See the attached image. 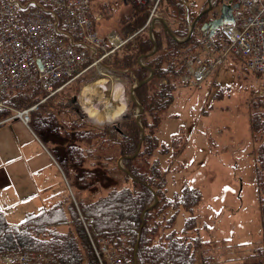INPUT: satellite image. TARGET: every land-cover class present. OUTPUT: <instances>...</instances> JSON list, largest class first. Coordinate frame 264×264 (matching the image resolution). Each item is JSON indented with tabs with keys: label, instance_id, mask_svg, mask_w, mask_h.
<instances>
[{
	"label": "rangeland",
	"instance_id": "rangeland-1",
	"mask_svg": "<svg viewBox=\"0 0 264 264\" xmlns=\"http://www.w3.org/2000/svg\"><path fill=\"white\" fill-rule=\"evenodd\" d=\"M186 2V13L181 18L178 17L180 9L173 0H161L154 16L166 18L173 30L185 33L188 21L209 6V0ZM223 3L224 0H216L214 10L220 11ZM92 7L102 35L117 31L124 37H132L129 41L133 43L148 38L151 4L141 7L125 0H93ZM207 15L212 18V12ZM140 18L144 19L143 25L129 32L130 26ZM198 39L202 36L196 32L193 43L201 49ZM162 42L167 43L166 39ZM217 46L221 48L223 42L218 41ZM125 51L114 59H122ZM163 53L170 54L162 64V69L170 73L155 80L149 90L161 91L170 83L176 89L172 105L163 113L157 129H150V132L156 134L159 148L164 149L157 151L156 158L166 172L167 196L172 199L175 194L180 195L186 186L200 192L201 201L193 214L199 224V234L206 241L202 254L208 257V264H264V228L255 171L259 152L264 151V77L247 70L245 58L228 53L204 80L183 83L181 76L186 73L184 70L185 73L181 74L183 65L186 69L187 61L195 55L187 58L186 51L178 52L171 46L169 49L164 46ZM207 56L203 53L202 59L205 61ZM214 56L219 54L214 52ZM103 65L112 69L111 78L90 71L85 74L88 80L81 85L82 88L77 85L69 88L71 85L68 84L59 91L61 94L42 102L57 105L62 98L74 96L77 99L79 115L59 114L61 139L57 140L58 144H47L52 154L54 148L65 153L73 144L84 153L80 167L76 168L69 159L68 168L61 166L76 205L96 201L114 188L132 187L118 168L119 147L108 139L106 129L121 123L126 115L135 118L138 109L130 98V91L139 79L134 69H121L105 62ZM4 104L0 108L6 109L7 114L0 119V124L23 110L8 102ZM117 107H124L123 112L118 115V112L114 115L107 113ZM73 119H78L80 124H72ZM148 121L153 124L150 118ZM88 127L98 131L99 137L96 138L95 131L94 140L76 141L65 137L75 128L88 130ZM175 140L178 142H173ZM152 161L143 156L134 165L148 172ZM78 174L83 177L80 182L76 179ZM85 184L90 186L84 187ZM175 212L174 230L177 235H182L184 219L191 214L182 208L162 214L158 211L153 213L159 225L153 243L160 242L166 219ZM171 232L172 229L166 230L167 235ZM189 236L194 237L196 233Z\"/></svg>",
	"mask_w": 264,
	"mask_h": 264
},
{
	"label": "trees",
	"instance_id": "trees-1",
	"mask_svg": "<svg viewBox=\"0 0 264 264\" xmlns=\"http://www.w3.org/2000/svg\"><path fill=\"white\" fill-rule=\"evenodd\" d=\"M173 1L177 9H180L178 17L185 16L186 0ZM197 16L198 14L192 21ZM143 22L144 19H138L134 25L130 26L129 32L139 29ZM181 30L183 29L181 28ZM148 35L147 39H139L136 43L129 41L111 58L108 57L104 61L113 67L115 65L121 69H134L133 72L138 76L136 77L139 82L145 81L152 75V79L148 83L135 89V98L142 106L140 125L136 116L132 118L126 115L121 123L113 124L106 129L108 139L119 147L118 155L119 159H122V168L119 165L118 168L122 176L131 182L132 187L111 189L106 196L93 202H81L76 205L74 201H71L67 206H58L32 216L18 226L10 224L5 214L0 212V255L27 251L45 253L56 264H98L90 242L89 236H91L96 241L106 237L118 247L121 246L122 238H126L128 264H135V258L137 264H208V257L202 254L206 241L202 240L198 234L195 237L189 236L190 233L199 231L198 221L193 212L201 201V194L198 190L186 186L180 195L175 194L172 199L167 196L166 172L159 159L156 158L157 151H164V149L159 148L156 134L150 132V129H157L163 113L172 105L176 89V86L170 83L161 91L152 92V89L149 90L155 80L166 77L170 73L169 70L162 69L164 60L170 54H161V51L164 46H167L168 49L171 46L175 51H186L188 54L186 57L192 58L200 46L193 43L194 34L187 41H177L174 37H187L188 31L179 33L172 29L168 32L163 23L154 24L152 27L153 37H150L149 32ZM165 39L166 45L162 42ZM155 46L157 49L153 52ZM123 50L125 51L124 57L114 59ZM111 60H114L113 63L109 62ZM184 70L186 71L183 65L181 74L185 73ZM87 80L85 76L77 79L70 84L69 88L77 85L80 89ZM45 95L37 86H33L11 96L5 102L20 109L38 104V111L31 113L30 128L47 146L50 142L58 144L57 140L61 139V122L58 115L65 113L79 115V108L74 96L71 99H59L61 103L57 105L40 103ZM133 103L138 109L137 104L134 101ZM6 114V109L0 108V119ZM148 118L153 122L152 125ZM71 123L80 124L78 119H73ZM87 129L75 128L74 132L66 133L65 137L73 138L76 141L86 140V138L94 140V131L96 138L99 137L96 133L98 131L95 129L93 131L90 127ZM53 153L60 166L64 168H68V159L76 168L83 163L84 153L76 144L66 149L65 153L59 148H54ZM143 156L153 159L148 172H144L143 168L134 165ZM258 157L259 162L256 161L257 187L264 228V151H260ZM78 175H76V179L80 182L83 177ZM88 186L90 185L85 184L84 187ZM156 199V205L149 209ZM180 208L191 214L184 219L183 236H178L174 230L175 212L169 219H166V226L163 229L164 233L160 236H163L160 242L153 243L152 238L156 236L159 226L153 213L159 211L162 214L168 210L177 211ZM167 229H172L169 235L166 233ZM136 245L138 247L135 252Z\"/></svg>",
	"mask_w": 264,
	"mask_h": 264
},
{
	"label": "built area",
	"instance_id": "built-area-1",
	"mask_svg": "<svg viewBox=\"0 0 264 264\" xmlns=\"http://www.w3.org/2000/svg\"><path fill=\"white\" fill-rule=\"evenodd\" d=\"M126 1L141 7L152 5L148 26L161 0ZM238 3L233 23L224 24L218 33L226 44L219 48L213 39H203V52L208 56L205 61L200 55L187 61L183 82H201L228 53L245 58L248 70L264 76V0ZM91 9L92 0H0V107L7 98L33 86L46 94L42 103L90 71L112 77V69L103 63L132 37L117 31L101 35ZM36 109L37 105L31 106L15 117L28 126ZM90 240L99 264H128L125 238L119 247L105 237ZM0 264L54 262L42 254L25 252L2 255Z\"/></svg>",
	"mask_w": 264,
	"mask_h": 264
},
{
	"label": "crops",
	"instance_id": "crops-1",
	"mask_svg": "<svg viewBox=\"0 0 264 264\" xmlns=\"http://www.w3.org/2000/svg\"><path fill=\"white\" fill-rule=\"evenodd\" d=\"M73 198L62 167L33 130L18 118L1 123L0 212L8 222L18 226Z\"/></svg>",
	"mask_w": 264,
	"mask_h": 264
},
{
	"label": "water",
	"instance_id": "water-1",
	"mask_svg": "<svg viewBox=\"0 0 264 264\" xmlns=\"http://www.w3.org/2000/svg\"><path fill=\"white\" fill-rule=\"evenodd\" d=\"M225 1H228V0H225ZM238 5H235V6H231L230 4H226L224 3L222 6H221V10H220V14L219 16L217 17H212V19L208 20V21H205L203 22L202 26H201V31L203 32L204 35H208L209 38H212L215 34H216V31L224 24H227V23H231L233 22V10L235 8H237ZM212 2L211 0H209V6L208 8L203 11L201 14H199L196 19L194 20V22L190 25V30H189V34L187 36L186 39L190 38L191 35H192V32L196 26V24L201 20V18L205 15V14H208L210 11H212ZM159 20L161 21L164 26L168 29V32H170V28L169 26L167 25V23L165 22V20H163L162 18H156L152 21V23L150 24V29H149V34H150V37H153L152 36V27L154 25V23ZM173 34V33H172ZM174 37V36H173ZM177 41L179 42H184V40H179L178 38L174 37ZM156 46L154 48V51H156ZM152 79V75L146 79L145 81L143 82H137L136 85L131 89L130 91V98L132 101H134L136 104H137V107H138V113L136 115V120L137 122L139 123L140 125V115H141V112H142V106L137 102L136 98H135V89L137 87H139L140 85L142 84H146L148 83L150 80ZM142 128V127H141ZM143 131V130H142ZM121 161L122 159H119V167L122 168V165H121ZM157 203V199L155 200V202L149 207V209L153 208ZM137 247L138 245L135 246V252L137 250ZM135 264H137V260L135 258Z\"/></svg>",
	"mask_w": 264,
	"mask_h": 264
},
{
	"label": "bare ground",
	"instance_id": "bare-ground-1",
	"mask_svg": "<svg viewBox=\"0 0 264 264\" xmlns=\"http://www.w3.org/2000/svg\"><path fill=\"white\" fill-rule=\"evenodd\" d=\"M89 90H90V88H89ZM94 93V92H93ZM85 95V94H84ZM105 100V99H104ZM123 109H124V107H117V108H112V110L109 112H107V113H109V114H112V115H114L115 113H117L116 115H118V114H120L121 112H123Z\"/></svg>",
	"mask_w": 264,
	"mask_h": 264
},
{
	"label": "flooded vegetation",
	"instance_id": "flooded-vegetation-1",
	"mask_svg": "<svg viewBox=\"0 0 264 264\" xmlns=\"http://www.w3.org/2000/svg\"><path fill=\"white\" fill-rule=\"evenodd\" d=\"M237 1H238V0H228V1H226V2H227V4L235 5V4L237 3ZM205 16H206V15H205ZM205 16H204V17H205ZM208 17H209V16L207 15V16H206V19H207V20H208Z\"/></svg>",
	"mask_w": 264,
	"mask_h": 264
}]
</instances>
